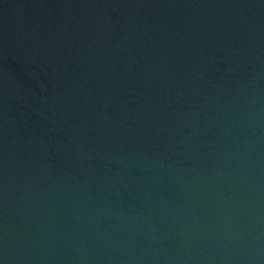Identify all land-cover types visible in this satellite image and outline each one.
Returning <instances> with one entry per match:
<instances>
[{"label": "water", "instance_id": "95a60500", "mask_svg": "<svg viewBox=\"0 0 264 264\" xmlns=\"http://www.w3.org/2000/svg\"><path fill=\"white\" fill-rule=\"evenodd\" d=\"M0 264H264V0H0Z\"/></svg>", "mask_w": 264, "mask_h": 264}]
</instances>
